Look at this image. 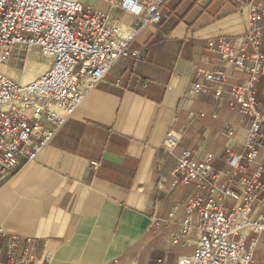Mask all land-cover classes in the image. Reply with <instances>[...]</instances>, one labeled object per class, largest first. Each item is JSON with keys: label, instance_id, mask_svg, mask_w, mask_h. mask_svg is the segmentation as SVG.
Returning <instances> with one entry per match:
<instances>
[{"label": "crops", "instance_id": "obj_1", "mask_svg": "<svg viewBox=\"0 0 264 264\" xmlns=\"http://www.w3.org/2000/svg\"><path fill=\"white\" fill-rule=\"evenodd\" d=\"M84 2L117 19L123 35L136 24L101 0ZM244 18L233 0H167L160 22L131 41L137 56L113 66L34 160L21 157L13 174H0V245L9 235L35 238L38 262L49 255V264H177L193 254L195 230L176 242L172 235L186 216L174 207L195 186L174 184L172 172L183 150L211 153L225 170L226 147L244 148L250 118L226 93L216 101L214 82L198 73L223 71L227 87L247 78L209 46L238 45ZM50 61L15 48L1 73L26 84ZM197 82L205 89L194 92ZM256 89L264 104V78ZM168 135L179 140L172 153L162 148Z\"/></svg>", "mask_w": 264, "mask_h": 264}, {"label": "built area", "instance_id": "obj_2", "mask_svg": "<svg viewBox=\"0 0 264 264\" xmlns=\"http://www.w3.org/2000/svg\"><path fill=\"white\" fill-rule=\"evenodd\" d=\"M101 1L137 19L127 35L108 12L80 0H0L1 176L13 174L21 157L34 160L113 66L137 56L130 50L131 41L160 22L167 2ZM233 1L244 14L245 33L238 45L221 38L209 46L247 78L227 87L223 71L199 69L198 73L214 82L216 101L226 93L229 106H237L251 125L241 152L226 147L225 170L213 165L211 153L198 158L183 150L179 155L172 172L174 184L194 185L195 191L174 207H182L186 216L172 242L191 230L196 231V241L193 254L180 257L177 264H253L257 245L264 260V104L256 96V85L264 78V0ZM15 48L38 50L51 60L48 69L26 84L6 77L1 69ZM204 89L194 84V92ZM225 129L232 133V127ZM178 143L168 135L162 148L172 153ZM0 235H4L2 228ZM235 236H252L251 243H238L232 239ZM39 247L35 238L6 236L0 245V264H49V255L38 262Z\"/></svg>", "mask_w": 264, "mask_h": 264}, {"label": "rangeland", "instance_id": "obj_3", "mask_svg": "<svg viewBox=\"0 0 264 264\" xmlns=\"http://www.w3.org/2000/svg\"><path fill=\"white\" fill-rule=\"evenodd\" d=\"M80 1L84 2L85 0H80ZM251 238H252V236H250V237L235 236L232 239L238 243L248 245L251 243ZM253 264H264V260H263V256H262V249H261L260 245H257V247H256Z\"/></svg>", "mask_w": 264, "mask_h": 264}]
</instances>
